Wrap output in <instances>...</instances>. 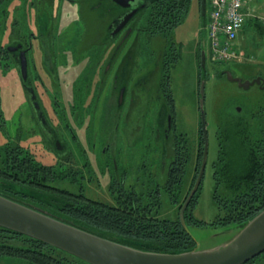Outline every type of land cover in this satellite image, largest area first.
<instances>
[{"label":"rangeland","instance_id":"374dc122","mask_svg":"<svg viewBox=\"0 0 264 264\" xmlns=\"http://www.w3.org/2000/svg\"><path fill=\"white\" fill-rule=\"evenodd\" d=\"M69 5L63 18L64 28H70L73 20L77 18L78 6ZM83 16H89L90 10L85 6ZM249 20L242 29L240 44L246 57L241 62L218 64L210 60L209 40L204 29V21L201 15L200 0H192L187 17L174 30H168L163 35L152 32L148 37H142L141 48L137 54V68L134 71L133 82L139 75L150 73L156 69L157 59L160 52H164L166 79L164 73L158 69L157 82L147 95V111L144 116L143 132L132 138L126 137L123 119L117 139L116 157L121 171H132L129 181L134 183V173H141L140 183H135L136 192L139 195L145 193L157 177L160 187L158 194H162L161 186L165 183L167 171L171 164L167 161L166 166H161V158L164 154L163 136L166 122L162 119V107L164 103L172 104L174 99V130L175 134L185 138V148L188 152V162L185 164L186 175L183 186L182 197L186 198L192 190L202 163V140L201 111H200V85H201V49L207 55V76L205 84V111L209 138V153L205 174L198 189V196L193 203V213L199 220L211 223L218 214V207L213 198L215 192V181L213 162L218 155V141L216 138L217 125L223 120L225 113L230 112L233 107L257 108L264 104V89L255 84L245 90L235 82L227 79L225 71L230 70L235 77L244 81H251L256 78L264 79V0H248ZM82 21L76 23L78 27ZM83 30V28H82ZM245 37V40L242 39ZM244 45V46H243ZM84 69L86 66L84 64ZM208 77V80H207ZM81 79V78H80ZM83 80V79H81ZM86 81H84L85 83ZM164 82V84H163ZM73 84V83H72ZM71 84V85H72ZM162 84L164 87H162ZM85 85V84H84ZM169 86V87H168ZM74 87L77 94H64L58 91L49 90L43 95L44 103L52 116L54 123L69 145L70 156L66 161H61L60 154L55 152L52 144L48 143L38 129L37 123L32 117V109L26 98L22 87L21 79L15 67L9 68L0 66V118L4 127L0 128V148L8 141L18 143L25 149L32 152L35 159L45 166H56L61 163L65 168L73 167L77 174L58 180L55 186L58 189L70 190L72 193H84L86 197L113 204V176L114 170L112 158L114 155L106 151L107 138L112 130L110 119L106 120V107L104 101L108 96L101 97L97 104L93 95L87 96L81 88V82L77 79ZM66 90V88H65ZM80 91V92H79ZM63 94V95H62ZM61 97L63 108L69 110L76 106L80 120L78 123L71 120L69 113L67 119L63 118L60 111L53 112V96ZM64 97V101H63ZM97 104V106H96ZM172 107V106H171ZM105 109V110H104ZM108 109V107H107ZM114 115V112H111ZM112 116V115H110ZM69 124L70 132L66 124ZM16 139L9 137L18 136ZM128 141H131L129 145ZM50 142V141H49ZM106 151V152H105ZM105 152V153H104ZM59 158L57 157V155ZM157 157L158 159L157 162ZM1 161V157H0ZM46 182V181H45ZM50 184V183H49ZM49 189V188H48ZM47 193H51L47 192ZM168 196L163 194L162 205L156 203L155 211L161 218L177 219L180 209L173 206ZM190 232L197 241L198 251H208L230 243L240 231V226H190ZM259 258L254 264H258ZM0 264L10 263L0 258ZM262 264V263H261Z\"/></svg>","mask_w":264,"mask_h":264},{"label":"trees","instance_id":"16d2710c","mask_svg":"<svg viewBox=\"0 0 264 264\" xmlns=\"http://www.w3.org/2000/svg\"><path fill=\"white\" fill-rule=\"evenodd\" d=\"M191 1L147 0L144 23L150 27V31L162 35L174 30L187 17ZM171 101L174 108L172 97ZM241 109L239 112L233 107L217 125L219 150L213 162V198L218 214L211 223L196 218L193 213V203L198 196L196 193L185 212L189 229L190 226L204 225L242 227L264 210V104L257 108L245 106ZM173 139L176 141L172 148L171 143L168 147L164 146L161 158L163 168L168 160L171 162L166 181L160 188L162 194L160 196L157 192L160 187L156 183L157 177H152L154 181L146 192L152 198H146L145 204L140 203L141 197L138 195L135 199L139 200V204L131 208H114L106 203L78 197L70 190L58 189L55 184L68 176L65 171L76 170L73 167L65 168L61 163L45 166L29 150L12 141L0 149V195L122 245L158 253L191 251L197 247V241L184 229L180 216L174 220L161 218L154 209L156 203L162 205L163 194L179 209L188 197H182L187 172L185 164L189 161L185 138L175 134ZM156 159L158 162L160 158ZM50 191V194L47 193ZM128 193L125 194L127 197ZM26 199L43 204L34 207L21 201ZM0 258L15 264H91L41 240L1 226ZM256 259L258 256L246 264H252Z\"/></svg>","mask_w":264,"mask_h":264},{"label":"flooded vegetation","instance_id":"af4514ba","mask_svg":"<svg viewBox=\"0 0 264 264\" xmlns=\"http://www.w3.org/2000/svg\"><path fill=\"white\" fill-rule=\"evenodd\" d=\"M71 4L78 6V16L71 17L73 24L68 29L63 27V18ZM146 5L147 0H133L129 3L126 0H0V66H12L18 71L40 134L53 145L55 152L62 156L59 158L55 153L60 160H69V145L49 115L43 95L47 96L48 91L55 88L64 96L66 92L77 94L78 88L74 87V83L79 79V89H84L87 96L93 92L97 104L101 97L105 99L108 96L104 101V108L106 107V120L110 119L112 130L106 141V151L111 150L110 154L114 155L112 161L115 170L111 172L115 201L108 205L121 209L139 204V200L135 199L139 195L135 183H140L142 174L135 172L134 183H131L129 179L132 177V171L120 170L116 157L120 121L123 119L127 139L142 133L147 111V95L157 82V70L165 72L163 80L169 81L166 79V56L164 52H160L156 69L139 75L133 82L142 37L152 34L150 27L144 23ZM85 6L90 10L89 16L86 17L83 16ZM80 21L83 23L81 28L76 25ZM23 64L26 66L25 83L22 80ZM51 98L55 114L60 111L63 118L68 120L69 113L71 120L78 123L80 115L75 105L65 111L59 95ZM235 109L238 111L237 106ZM111 112H114V115ZM162 118V121L166 122L163 145L168 147L171 143L172 148L176 139H173L174 109L171 105L164 103ZM3 127L4 122L0 118V128ZM65 127L72 131L68 123ZM17 137L19 135L9 137L8 140ZM128 143L130 145L131 141ZM69 172L71 175L77 174V171ZM127 192L128 197L125 195ZM77 196L104 203L90 199L84 193H78ZM140 197V203L145 204V193ZM21 201L34 207L43 204L40 201L32 203L29 199ZM258 258V264H264V253Z\"/></svg>","mask_w":264,"mask_h":264},{"label":"water","instance_id":"95a60500","mask_svg":"<svg viewBox=\"0 0 264 264\" xmlns=\"http://www.w3.org/2000/svg\"><path fill=\"white\" fill-rule=\"evenodd\" d=\"M133 0H126L127 3ZM118 4L123 5L120 1ZM201 15L206 30L207 0H200ZM147 5L144 7L146 9ZM207 55L201 49L200 111L204 139L203 159L196 182L180 209V220L184 229L192 235L185 221V212L201 186L209 153V138L205 111V84ZM22 80L25 83L26 66L23 64ZM227 79L248 90L255 84L264 89V79L244 81L225 71ZM25 86V85H24ZM27 91V88L25 86ZM29 95V93H27ZM242 109L238 107L240 112ZM171 126V125H170ZM169 126V127H170ZM171 128V127H170ZM0 226L29 237L41 240L64 250L91 264H245L264 253V210L240 227L239 233L230 243L208 251L194 250L181 253H158L144 251L102 238L83 229L58 220L43 211L0 195Z\"/></svg>","mask_w":264,"mask_h":264},{"label":"built area","instance_id":"2783aa9c","mask_svg":"<svg viewBox=\"0 0 264 264\" xmlns=\"http://www.w3.org/2000/svg\"><path fill=\"white\" fill-rule=\"evenodd\" d=\"M207 3L210 60L218 64L241 62L244 54L237 40L250 17L248 0H207Z\"/></svg>","mask_w":264,"mask_h":264},{"label":"crops","instance_id":"0c3cea01","mask_svg":"<svg viewBox=\"0 0 264 264\" xmlns=\"http://www.w3.org/2000/svg\"><path fill=\"white\" fill-rule=\"evenodd\" d=\"M244 28V27H243ZM241 33H242V31L240 32V34H239V37H238V40H237V46H238V48L241 50V52L244 54V57H246V54H245V52H244V50L242 49V47H241V44H240V38H241ZM242 39L243 40H245V37H242ZM244 46V45H243Z\"/></svg>","mask_w":264,"mask_h":264}]
</instances>
